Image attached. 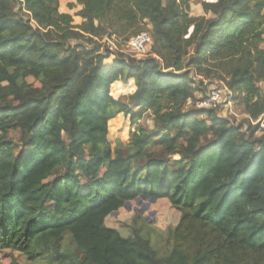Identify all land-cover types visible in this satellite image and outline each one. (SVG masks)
Here are the masks:
<instances>
[{
	"label": "trees",
	"instance_id": "trees-1",
	"mask_svg": "<svg viewBox=\"0 0 264 264\" xmlns=\"http://www.w3.org/2000/svg\"><path fill=\"white\" fill-rule=\"evenodd\" d=\"M76 4L73 27L59 0H0V251L50 264H264V127L250 125L264 123V0L202 1L200 17L185 0ZM145 20L159 59L67 44ZM208 67L243 96L245 131L212 109L183 111L201 90L190 69ZM149 112L152 131L139 125ZM117 117L129 138L111 148ZM178 147L173 160L150 153ZM141 196L180 213L162 257L141 228L107 225Z\"/></svg>",
	"mask_w": 264,
	"mask_h": 264
},
{
	"label": "rangeland",
	"instance_id": "rangeland-1",
	"mask_svg": "<svg viewBox=\"0 0 264 264\" xmlns=\"http://www.w3.org/2000/svg\"><path fill=\"white\" fill-rule=\"evenodd\" d=\"M189 5V16L190 17H200L203 16L201 9L202 1H213V0H185ZM81 6L76 4V0H59V12L68 14L72 17V26H80L83 20L78 16V12L81 10ZM264 16V11L262 12ZM208 17V16H207ZM264 21V20H263ZM95 24H98L95 22ZM32 25L35 24L32 22ZM99 25V24H98ZM100 28L104 29V24L101 23ZM142 28L138 32H149L151 28L148 22L142 21L138 24ZM76 31L75 29H72ZM102 36H90L87 34H82L83 38L79 41L69 40L67 44L69 46H74L80 44L88 49L98 50L99 53H103L105 50H108L114 54H121L125 58H133L136 60H142L146 58H155L159 59L152 53V44L146 49L142 54H137L129 51L127 49L128 40L138 32L128 30L123 33L121 30H106ZM85 39H91L92 42H86ZM264 48V44L262 45ZM210 73L207 77L198 75L193 69H190L191 77L196 83H200L201 90L195 93V98L193 100L187 101V103L182 108L183 111H196L201 109L199 107L200 101L205 99L209 91L215 87L227 88L225 81L229 78L226 76L225 72L222 69L216 67H208ZM27 84L31 86L38 87L39 83L33 78L25 79ZM262 92L264 93V83L258 84ZM232 94V92L230 93ZM238 95V96H237ZM233 99L230 104H223L221 107L212 108L214 114L222 119L227 120L235 126H241L242 130L245 131L248 124V116L244 112V107L240 103V99L243 96L239 94H232ZM239 97V98H238ZM123 101V99H121ZM260 123V127H264L263 121L258 120L257 122H250V125H255ZM154 118L152 113H147L140 120L139 125L145 128L148 131L153 129ZM122 119L114 118L110 123V134L108 136V141L111 148H114L118 143L127 144L129 138V129L127 126H122ZM260 132H257L255 136H259ZM7 138L18 144L20 139V134L14 129H9L7 131ZM201 142H204L202 139ZM178 147L173 154H166L164 149H157L153 152L154 157L157 159H168L173 160L179 157ZM144 160V159H143ZM145 161V160H144ZM180 218V213L174 209L166 200H157L151 201L138 197L137 200L130 202V205L123 207L115 215H111L107 219V225L109 227H114L117 229H122L123 233L128 234L132 227H139L142 230V234L146 236L154 250L157 254L162 257L169 252L173 244L172 231L176 227ZM63 243L66 249L72 250L73 244L69 241V236L66 234L63 238ZM0 264H50L46 259H39L36 261L28 260L23 254L15 251H0Z\"/></svg>",
	"mask_w": 264,
	"mask_h": 264
},
{
	"label": "built area",
	"instance_id": "built-area-1",
	"mask_svg": "<svg viewBox=\"0 0 264 264\" xmlns=\"http://www.w3.org/2000/svg\"><path fill=\"white\" fill-rule=\"evenodd\" d=\"M152 44V38L148 32H139L133 35L127 42V49L133 53L142 54ZM232 94L226 88L215 87L209 91L205 99L200 101L201 109H212L223 104H230Z\"/></svg>",
	"mask_w": 264,
	"mask_h": 264
},
{
	"label": "water",
	"instance_id": "water-1",
	"mask_svg": "<svg viewBox=\"0 0 264 264\" xmlns=\"http://www.w3.org/2000/svg\"><path fill=\"white\" fill-rule=\"evenodd\" d=\"M141 198H143V199H147V200H151L152 202H153V201H156L155 199L146 198V197H144V196H141ZM136 200H137V199H136ZM128 205H130V202H127V203L125 204L124 207H127ZM115 214H117V212L112 213L111 215H115Z\"/></svg>",
	"mask_w": 264,
	"mask_h": 264
}]
</instances>
